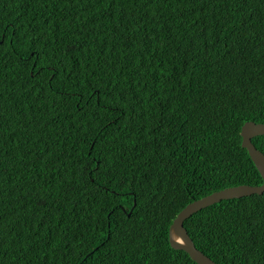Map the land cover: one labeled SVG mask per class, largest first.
<instances>
[{
	"label": "trees",
	"instance_id": "obj_1",
	"mask_svg": "<svg viewBox=\"0 0 264 264\" xmlns=\"http://www.w3.org/2000/svg\"><path fill=\"white\" fill-rule=\"evenodd\" d=\"M250 121L264 0H0V264H197L170 226L262 185ZM184 226L217 264H264V194Z\"/></svg>",
	"mask_w": 264,
	"mask_h": 264
},
{
	"label": "water",
	"instance_id": "obj_2",
	"mask_svg": "<svg viewBox=\"0 0 264 264\" xmlns=\"http://www.w3.org/2000/svg\"><path fill=\"white\" fill-rule=\"evenodd\" d=\"M264 135V124L253 121L246 122L241 130L242 147L245 148L252 161L256 165L264 180V154L252 143V139ZM254 194H264V182L261 186L240 185L223 189L206 196L200 200L190 203L182 210L169 229V242L177 250L185 251L197 264H216L211 258L203 253L193 242L184 221L194 213L215 205L222 200H232Z\"/></svg>",
	"mask_w": 264,
	"mask_h": 264
},
{
	"label": "bare ground",
	"instance_id": "obj_3",
	"mask_svg": "<svg viewBox=\"0 0 264 264\" xmlns=\"http://www.w3.org/2000/svg\"><path fill=\"white\" fill-rule=\"evenodd\" d=\"M241 130H242V129H241ZM263 136H264V135H263ZM252 143H253V142H252ZM255 147H256V146H255ZM256 148H257V147H256ZM258 150H259V149H258ZM259 151H260V150H259ZM261 152H262V151H261ZM262 153H263V152H262ZM263 154H264V153H263ZM262 178H263V177H262ZM263 182H264V180H263ZM262 184H263V183H262ZM260 186H261V185H260ZM229 188H230V187H229ZM220 191H221V190H220ZM217 192H218V191H217ZM212 194H213V193H212ZM210 195H211V194H210ZM208 196H209V195H208ZM205 197H206V196H205ZM203 198H204V197H203ZM201 199H202V198H201ZM199 200H200V199H199ZM196 201H197V200H196ZM222 201H223V200H222ZM193 202H194V201H193ZM188 205H189V204H188ZM188 205H187V206H188ZM187 206H186V207H187ZM186 207H185V208H186ZM185 208H184V209H185ZM184 209H183V210H184ZM177 216H178V215H177ZM175 219H176V218H175ZM175 219H174V220H175ZM186 220H187V219H186ZM184 222H185V221H184ZM183 225H184V224H183ZM208 257H209V256H208ZM190 258H191V257H190ZM209 258H210V257H209ZM191 259H192V258H191ZM192 260H193V259H192ZM193 261H194V260H193ZM213 261H214V260H213ZM214 262H215V261H214ZM215 263H216V262H215ZM216 264H217V263H216Z\"/></svg>",
	"mask_w": 264,
	"mask_h": 264
}]
</instances>
